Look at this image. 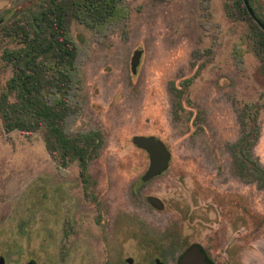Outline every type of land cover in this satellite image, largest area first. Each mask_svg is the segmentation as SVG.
<instances>
[{
	"label": "rangeland",
	"instance_id": "obj_1",
	"mask_svg": "<svg viewBox=\"0 0 264 264\" xmlns=\"http://www.w3.org/2000/svg\"><path fill=\"white\" fill-rule=\"evenodd\" d=\"M9 1L0 10V92L13 74L4 50L21 45L11 22L44 4ZM251 5L264 18V0ZM118 6L114 18L71 11L67 21L76 57L63 92L71 107L64 131L101 136L86 179L77 161L60 166L51 157L43 128L6 131L0 116L4 264H108L114 254L148 264L155 247L148 241L174 224L184 232L189 215L205 219L203 240L218 226L246 221L257 235L251 254L264 264V186L239 176L232 153L245 127L244 143L253 142L252 157L264 168V66L252 21L237 0ZM44 59L55 69V57ZM137 134L155 135L171 151L168 169L149 181L141 178L149 155L133 143Z\"/></svg>",
	"mask_w": 264,
	"mask_h": 264
},
{
	"label": "trees",
	"instance_id": "obj_2",
	"mask_svg": "<svg viewBox=\"0 0 264 264\" xmlns=\"http://www.w3.org/2000/svg\"><path fill=\"white\" fill-rule=\"evenodd\" d=\"M44 4L14 19L21 45L6 48L4 58L13 67V74L0 92V116L6 131L34 132L44 130L46 148L60 165L77 161L81 177L88 176L89 163L101 146L99 132L68 135L64 124L71 107L65 98L64 88L71 79L68 66H73L76 48L69 36L67 21L71 11L78 18H114L120 14L122 0H43ZM250 4L252 0H249ZM237 6L252 22L255 30L256 52L264 66V29L250 16L244 1ZM25 9L22 11L24 12ZM256 13V11H255ZM264 23V18L256 13ZM23 18V19H21ZM8 30V29H7ZM16 37V33L10 34ZM47 55L56 58L54 68L47 65ZM56 71L57 73H54ZM258 125L255 123L254 135ZM247 135L242 128L241 137L232 144L233 164L239 176L264 186V168L252 157L253 142H245ZM243 143V144H242ZM242 144V145H241Z\"/></svg>",
	"mask_w": 264,
	"mask_h": 264
},
{
	"label": "flooded vegetation",
	"instance_id": "obj_3",
	"mask_svg": "<svg viewBox=\"0 0 264 264\" xmlns=\"http://www.w3.org/2000/svg\"><path fill=\"white\" fill-rule=\"evenodd\" d=\"M171 159L172 156L169 161V166ZM167 169L155 177L163 174ZM151 197L154 196H149L148 201L156 206L150 200ZM184 221V232L181 226L177 227L174 224L161 235L155 233L157 239L152 237L153 240L148 241L150 245H154V248H156H153V257L148 264H202L198 259L199 251H201L206 259L204 264H257L256 254H251L256 251L255 247L257 248V235L253 227L248 229L245 226L246 221L236 220L229 222V226L225 227V230L221 232L216 231L219 228L218 226L209 235L212 236V239H209L208 236L205 240H203V237L198 232L203 227L201 225L205 221L203 217L189 215L185 216ZM239 224L243 226L240 227ZM119 249L122 253L123 248L120 247ZM30 261L34 260H29L27 264ZM4 262V256L0 255V264H4ZM34 262L36 263V261ZM109 262L108 264H135L134 257L125 255L121 259L119 254L111 255Z\"/></svg>",
	"mask_w": 264,
	"mask_h": 264
},
{
	"label": "water",
	"instance_id": "obj_4",
	"mask_svg": "<svg viewBox=\"0 0 264 264\" xmlns=\"http://www.w3.org/2000/svg\"><path fill=\"white\" fill-rule=\"evenodd\" d=\"M247 11L250 16L253 17L264 29V23L258 19L256 13L250 4L249 0H243ZM9 0H0V10L9 4ZM141 55V50L138 49L135 51L132 57V70L136 69V66L139 62ZM133 143L145 150L149 155V165L145 173L143 174V180H149L156 175L162 173L166 168L169 167V161L171 158V151L165 144V142L158 138L155 135H143L137 134L133 136ZM150 200L158 207H162V203L159 199L155 197H151ZM197 256V255H195ZM198 259L200 263L204 264L206 259L202 255L201 251H199ZM29 264H36L34 261H30Z\"/></svg>",
	"mask_w": 264,
	"mask_h": 264
}]
</instances>
